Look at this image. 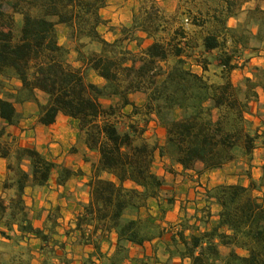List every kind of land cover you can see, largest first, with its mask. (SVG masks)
<instances>
[{
  "label": "trees",
  "instance_id": "trees-1",
  "mask_svg": "<svg viewBox=\"0 0 264 264\" xmlns=\"http://www.w3.org/2000/svg\"><path fill=\"white\" fill-rule=\"evenodd\" d=\"M107 1L0 0V85L1 77L10 72L20 84L17 92L10 93L14 101L35 99V92H42L46 100L38 104L37 117L42 125L53 124L58 114L77 121L87 148L98 153V160L86 183L89 201L77 217L76 229L93 225V232L102 236L113 231L117 243L110 264H121L128 254L126 243L142 246L161 234L152 218L128 217L129 211H138L148 198L156 197L164 182L154 171L155 151L160 159L183 170H193L198 164L201 171L231 161L237 147L251 155L255 136L247 131L245 114L256 98V86L264 91V70L257 68V80L245 78L242 85L229 79L210 83L186 67L178 45L173 51L176 60L167 67L163 66L166 51L158 41L134 54L99 33L104 23L100 10ZM219 1L210 17L216 24L202 42L205 51H219L218 65L229 70L236 66L233 59L240 50L257 53L264 47V9L245 7L254 0ZM16 13L23 18L17 39L12 32ZM241 13L243 21L227 25L228 18ZM135 24L151 35L145 19ZM57 25L66 27L78 65L69 61L70 50L58 43ZM249 38L258 45L249 47ZM88 43L97 44L98 50L86 52ZM90 70L103 80L101 84L87 79ZM135 92L145 95V112L153 114L164 129L162 144L149 143L144 130L133 122L119 129L122 109L134 107L129 96ZM104 100L112 102L106 105ZM20 118L13 101L0 98V119L17 125ZM3 133L1 129L0 158L7 160L10 174L3 188H14L15 196L7 214L0 201V221L10 229L12 221L18 220L20 232L53 251L52 232L32 225L22 195L27 186L46 185L54 173L57 183L64 184L73 171L34 147L11 148L1 141ZM103 173L110 177H102ZM209 197L219 207L216 224L188 234L183 225L170 239L175 251L191 264H264V171L257 179L249 177L247 185L219 184ZM0 235L7 236L3 230Z\"/></svg>",
  "mask_w": 264,
  "mask_h": 264
},
{
  "label": "crops",
  "instance_id": "crops-1",
  "mask_svg": "<svg viewBox=\"0 0 264 264\" xmlns=\"http://www.w3.org/2000/svg\"><path fill=\"white\" fill-rule=\"evenodd\" d=\"M100 15L103 20L109 18L114 20L115 18L114 15L105 17L101 11ZM232 19L233 21H231ZM238 20L235 17H230L227 20V25L234 27ZM109 23L111 24V22H107L105 25ZM98 31L101 33L100 26ZM202 38L198 47L199 51H195L196 47L193 53L183 58L187 68L205 77L209 71V64H205L206 67L202 66L200 60L215 50L205 51ZM182 39L186 40V37ZM241 51L233 59V63L236 65L234 68L224 70L218 65L219 71L228 75L234 85L240 84L245 78L255 81L257 80L256 69L264 70V50H259L257 53H251L248 50L241 53ZM218 54L219 52L216 58ZM239 55L246 57L242 59ZM89 72L94 76L92 82L97 84L103 82L93 71ZM255 91L256 98L249 103V110L245 117L252 123L251 128L257 129V134H263L259 138L264 139V91L260 86H256ZM136 96H138L137 98L142 97L140 105L143 107L144 94L135 92L129 96L134 106L137 105L136 102H133ZM14 107L21 118L17 125H6L0 119V122L6 126V132L18 137L19 146L34 147L40 153L53 158L59 156V158L53 159L59 164H61L62 158L69 154L70 162L74 160L73 163L62 165L72 169L73 175L64 184H58L54 173L46 185L27 186L22 195L32 225L44 229L45 233L52 232L50 245L55 242L52 255L44 253L45 248L42 247L39 239L18 230L19 214L16 213L17 221H12L10 229L4 226L3 220L0 221V231H5L7 235L6 237L0 235V246L8 247L5 249L8 252L0 251V264H110L111 258L116 252V234L113 231L105 233L103 236L98 231L94 233L93 225H84L79 230L76 229L77 217L84 213V206L89 201L86 183L93 177V166L97 163L98 153L87 148L76 120L58 114L53 124L45 126L37 120L38 106L36 104L23 102L22 107H18L14 103ZM132 107V105H127L122 110L130 112ZM25 109L29 110L27 115H24ZM152 119L151 123L156 128L152 131L161 132L163 135V128L157 124L154 117ZM152 131H144L143 136L147 141L153 134ZM252 151L250 159L248 156V158L246 157L247 166L242 161L231 160L211 171L183 170L178 164L172 165V170L169 172L162 169L155 170L156 174L164 179V182L158 189L157 196L148 198L144 207L134 211L133 217L152 218L161 234L151 241L145 242L142 246L126 243L128 254L121 264H191L188 258L181 257L175 251L171 245V236L183 225L187 227L186 234L210 229L216 224L219 211L218 205L212 198L203 195L202 202L198 201L197 196L200 193L196 191L199 188L197 185L202 184L205 187L203 175L205 176L204 180L209 181L210 179L215 180L219 174L221 178L216 182H220V184L226 182L225 184L246 185L248 179L243 182L239 180L243 176L236 175L235 179L230 176L225 180L228 172L238 168H241V170H237L239 172L251 171L252 177L259 178L264 171V142L256 144ZM89 156H92V161H87ZM164 161L155 151L154 167L157 166V163L164 164ZM234 162L236 165L229 168ZM102 177L110 176L103 173ZM5 179L6 160L0 158V201L6 206L5 214H7L10 211L11 198L15 196V189H4ZM209 190V187H206L201 191L208 193ZM6 191L11 192L8 200L5 199ZM194 199L195 201H193ZM60 243L63 246L59 247ZM227 250L225 247L222 248L224 253Z\"/></svg>",
  "mask_w": 264,
  "mask_h": 264
},
{
  "label": "rangeland",
  "instance_id": "rangeland-1",
  "mask_svg": "<svg viewBox=\"0 0 264 264\" xmlns=\"http://www.w3.org/2000/svg\"><path fill=\"white\" fill-rule=\"evenodd\" d=\"M219 0H108L106 5L100 10L101 13L105 17H109L110 15H114V20L112 18L104 20V23L100 25V31L101 36L109 42H116L118 45H120L122 48H126L127 50L131 51L134 54H139L145 47H147L150 43L153 41H158L162 44L163 48L166 51V62L163 63L164 67L172 65L176 58L173 55V51L175 46H180L182 49L181 52V58L188 56L189 54L193 53L194 48L197 47L195 51H199L198 47L200 46V40L201 38L210 31L214 26L215 22L210 17L212 15L213 9L219 5ZM254 5H258L259 7L264 6L263 0H254L252 2H249L245 4V7H253ZM31 13H35V9H31ZM245 18V14L241 13L240 16L236 19L242 20ZM22 16L20 14H13V23H12V32L14 37L17 39L20 33L21 25H22ZM145 19L146 24L148 28H150V36H146V34L141 31L138 27H136L135 23L142 22ZM193 19V20H192ZM233 21V19L231 20ZM107 22H111V24H106ZM200 23L202 26H198L197 24ZM135 25V26H134ZM56 36L57 41L60 44H63L66 46L69 50V61L73 65H78V62L75 58V52L73 50V42L68 39L67 35V29L64 25H57L56 26ZM183 37H186V40L182 39ZM115 37V38H114ZM190 37V38H189ZM84 42H87V40H83ZM185 41V42H184ZM188 41V42H187ZM184 43V44H183ZM229 45V43L227 44ZM249 47L251 45H258L257 41L255 39L249 38L248 40ZM99 46L94 43H88L86 44L84 50L86 52H91L93 50H98ZM246 50L249 51V49L242 50L241 53L246 52ZM260 50H264V47L261 46ZM219 51L215 50L214 52H210L206 54V56L200 60V64L202 66H205V64H209L208 66V74L204 77L208 82L210 83H220L226 79L230 78L228 75H225L224 73H221L218 69V61L216 58V55ZM238 55V53H237ZM236 55V56H237ZM241 56V55H239ZM246 57V56H243ZM241 56V58L243 59ZM184 60V58H183ZM87 79L90 81H93L94 76L90 75V72H87L86 75ZM2 84L0 85V98H6L13 103H16L18 107H22L23 102H16L13 100V98L10 97V93H15L18 90V80L12 75L10 72H6L2 77ZM244 80L240 82L238 85H242ZM21 97H24V94L20 95ZM136 96L133 100V102H136L137 105L132 107V110L130 112H123V116L119 118V129L124 130L126 128V125L130 122H133L139 129H143L144 131L156 128L153 127V124L151 121L153 120L152 117H154L153 114L146 113L144 105H140L142 102H140V99L142 97L137 98ZM145 99V95H144ZM46 100V96L39 91L35 92V99H28L24 102H31L38 106L39 103H44ZM112 102V100H104V104H108ZM29 110H24V115H27V112ZM128 111V110H126ZM151 115V116H150ZM155 119V117H154ZM156 120V119H155ZM158 124V122H157ZM159 125V124H158ZM160 126V125H159ZM252 123L248 121L247 124V131L255 136L254 139V146L259 143H263L264 139L259 138L260 136H263V134L259 135L257 134V129L251 128ZM4 129L3 136L1 138V141H6L10 144L11 148L19 145L18 143V137L12 136L10 133L6 132V126L0 122V130ZM164 130V129H163ZM153 132V131H152ZM145 138V137H144ZM263 138V137H262ZM164 141V133L163 135L161 132L154 131L152 135L149 137V143H157L160 144V142ZM161 143V144H162ZM72 152V150H70ZM253 152V151H252ZM233 159L235 162L242 161L243 164L247 166L248 162L246 161V155L243 153V150L241 147H237L233 150ZM50 159H57L59 156L52 157L47 156ZM250 159V156H248ZM247 157V158H248ZM245 159V160H244ZM248 159V161H249ZM92 156H89L87 158V161H92ZM69 154L65 155L62 158L61 164L68 165L70 162ZM232 163L229 168H232L233 165L236 164ZM164 164L157 163V166L154 167V171L157 169H162L164 171H171L172 165L168 160H165L163 162ZM7 165V160H6ZM237 169V168H236ZM195 171H201L200 165H196L193 169ZM237 170H241V168H238ZM237 170L230 171L225 176V180L230 178L235 179L236 175L243 176V178L239 179L240 182H243L248 179L249 177H252L251 171H245V172H239ZM10 177V174L6 167V178ZM208 177V176H207ZM221 178L220 174L215 178V180H209L206 181L205 176H202L203 183H205V187L202 184L197 185L198 190L200 194L197 196L199 199L198 201L202 202L204 199V196H207V198H210V193L214 189L215 186L219 185L220 182H216ZM254 178V177H252ZM257 179V178H254ZM246 183V185L248 184ZM226 182L222 183L225 184ZM243 185V184H242ZM209 187V192L204 193L201 190ZM9 193L10 191H6V200L9 199ZM204 195V196H203ZM195 201V199L193 200ZM191 201V202H193ZM135 215L134 211L128 212V217H133ZM2 222V221H1ZM2 247V248H1ZM8 249L7 246H0V251H7L5 249ZM52 252L50 251L48 247H45L44 253H48L49 256L52 255Z\"/></svg>",
  "mask_w": 264,
  "mask_h": 264
}]
</instances>
